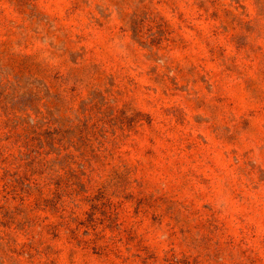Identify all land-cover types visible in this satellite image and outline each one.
Segmentation results:
<instances>
[{"label": "rangeland", "instance_id": "374dc122", "mask_svg": "<svg viewBox=\"0 0 264 264\" xmlns=\"http://www.w3.org/2000/svg\"><path fill=\"white\" fill-rule=\"evenodd\" d=\"M0 206V264H264V0H0Z\"/></svg>", "mask_w": 264, "mask_h": 264}, {"label": "trees", "instance_id": "16d2710c", "mask_svg": "<svg viewBox=\"0 0 264 264\" xmlns=\"http://www.w3.org/2000/svg\"><path fill=\"white\" fill-rule=\"evenodd\" d=\"M22 157H23V155L19 156L20 159L17 158V160H21ZM29 161L30 162H29L28 166H31L33 164L32 159L29 158ZM7 174H8V172L6 171V178L8 179ZM28 177H26V175H25L24 177H19L18 179H16L17 183H21L23 186L20 189V193H19L21 198L32 195L33 193H39V195L42 196L43 190H42L40 183L34 182L33 183L34 185L32 186V182H31L30 178H28ZM10 188H12V189H10V190H8L9 188L5 189L6 193L13 192L14 194H17V187L14 184H12V187H10ZM89 202L91 205H94V199H89ZM40 204H41V202L39 203V205ZM0 216H1V225L2 226L9 225L10 223L13 222L12 212L9 209L5 208L4 206H0Z\"/></svg>", "mask_w": 264, "mask_h": 264}]
</instances>
